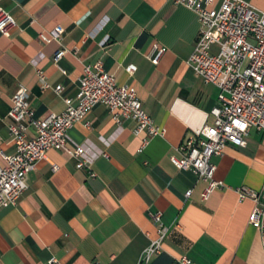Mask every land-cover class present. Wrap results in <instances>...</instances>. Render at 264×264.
Wrapping results in <instances>:
<instances>
[{
	"label": "crops",
	"instance_id": "obj_1",
	"mask_svg": "<svg viewBox=\"0 0 264 264\" xmlns=\"http://www.w3.org/2000/svg\"><path fill=\"white\" fill-rule=\"evenodd\" d=\"M244 1L264 12V0ZM0 8L16 21L0 33V166L3 154L15 152L8 113L17 89H28L43 119L65 110L84 67L98 62L119 85L134 86L163 131L139 152L144 135L133 134L135 123L117 124L104 105L95 106L68 130V146L85 148L96 177L65 151H48L26 176L23 195L0 212V264H139L157 237L149 212H161L168 234L148 264H180L182 257L191 264H264V217L261 228L250 224L254 202L236 192H264V133L251 128L244 147L228 145L212 159L226 187L207 201L205 182L171 161L213 124L220 106L219 90L187 63L200 28L194 11L171 0H0ZM58 25L61 43L42 42L40 32ZM156 44L166 48L157 64L150 60ZM59 48L68 50L59 62L65 73L52 61ZM38 70L49 89L41 88Z\"/></svg>",
	"mask_w": 264,
	"mask_h": 264
},
{
	"label": "built area",
	"instance_id": "obj_2",
	"mask_svg": "<svg viewBox=\"0 0 264 264\" xmlns=\"http://www.w3.org/2000/svg\"><path fill=\"white\" fill-rule=\"evenodd\" d=\"M195 12L200 28L194 50L188 65L196 76L219 90L220 106L214 107L212 125L204 126L195 136L189 137L181 146L178 156L171 157L179 170L193 172L206 186L202 200L207 201L215 190L226 187L215 178L216 165L212 159L221 157L228 145L244 147L251 128L264 133V12L244 0H222L218 8L215 0H171ZM16 25L14 17L0 8V33L6 34ZM65 30L55 26L50 32H40L44 43H61ZM166 48L154 45L150 60L157 64ZM68 52L59 48L53 55V63L62 73L60 60ZM38 62L36 61L35 64ZM133 74L136 67L127 66ZM43 90L50 88L43 72L38 70ZM62 86H56L57 93ZM66 108L61 113H52L46 118L36 116L29 100V92L20 86L11 98L9 133L15 143L13 154H3L0 166V212L15 204L27 189L26 176L36 169L37 164L46 159L47 152L61 150L77 158V168L90 169V177H96L91 169V161L85 159L83 146H68V130L99 104L104 105L113 120L121 124L123 120L135 123L133 134L144 135L139 152L151 139L163 133L154 126L153 119L146 112L136 89L132 85H119L113 74L103 69L102 63L84 67L79 78L77 96L65 98ZM86 126H89L87 123ZM54 171L58 166L53 164ZM239 199H250L254 208L249 218L250 224L261 228L264 217V192L245 187L236 189ZM191 195V190L186 196ZM150 220L157 227V237L144 250L139 264H148L163 251V242L168 228L162 223L161 212H149ZM180 264H191L182 257Z\"/></svg>",
	"mask_w": 264,
	"mask_h": 264
}]
</instances>
